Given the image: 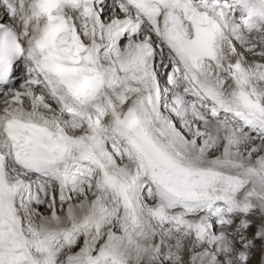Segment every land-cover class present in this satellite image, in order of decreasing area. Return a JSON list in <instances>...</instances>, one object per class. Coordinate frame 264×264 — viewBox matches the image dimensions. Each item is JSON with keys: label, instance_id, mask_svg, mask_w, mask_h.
Wrapping results in <instances>:
<instances>
[{"label": "snow or ice", "instance_id": "obj_1", "mask_svg": "<svg viewBox=\"0 0 264 264\" xmlns=\"http://www.w3.org/2000/svg\"><path fill=\"white\" fill-rule=\"evenodd\" d=\"M0 264H264V0H0Z\"/></svg>", "mask_w": 264, "mask_h": 264}]
</instances>
